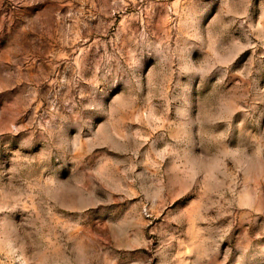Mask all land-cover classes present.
<instances>
[{
	"label": "rangeland",
	"instance_id": "obj_1",
	"mask_svg": "<svg viewBox=\"0 0 264 264\" xmlns=\"http://www.w3.org/2000/svg\"><path fill=\"white\" fill-rule=\"evenodd\" d=\"M0 264H264V0H0Z\"/></svg>",
	"mask_w": 264,
	"mask_h": 264
}]
</instances>
